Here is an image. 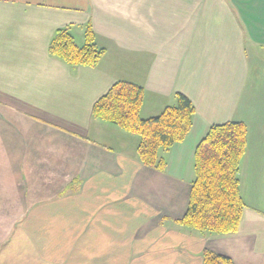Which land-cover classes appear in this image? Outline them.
I'll return each mask as SVG.
<instances>
[{"label": "crops", "instance_id": "0c3cea01", "mask_svg": "<svg viewBox=\"0 0 264 264\" xmlns=\"http://www.w3.org/2000/svg\"><path fill=\"white\" fill-rule=\"evenodd\" d=\"M88 26L96 66L50 53L57 30L82 45ZM120 80L144 88L143 118L178 92L195 107L164 170L93 116ZM232 120L248 127L239 229L181 225L196 147ZM205 249L264 264V0H0V264H204Z\"/></svg>", "mask_w": 264, "mask_h": 264}, {"label": "trees", "instance_id": "16d2710c", "mask_svg": "<svg viewBox=\"0 0 264 264\" xmlns=\"http://www.w3.org/2000/svg\"><path fill=\"white\" fill-rule=\"evenodd\" d=\"M49 51L71 66H96L105 49L95 42L91 26L80 45L69 28L56 31ZM144 88L130 81H117L93 106V116L140 136L138 153L146 166L164 170L160 156L189 134L195 107L184 93H176V103L157 116L143 118ZM248 127L242 121L211 126L195 150V178L181 225L201 232L230 234L238 231L246 206L240 193V165L246 152ZM204 264H234L229 256L210 249L203 252Z\"/></svg>", "mask_w": 264, "mask_h": 264}, {"label": "rangeland", "instance_id": "374dc122", "mask_svg": "<svg viewBox=\"0 0 264 264\" xmlns=\"http://www.w3.org/2000/svg\"><path fill=\"white\" fill-rule=\"evenodd\" d=\"M136 135H137V134H136ZM137 138H140V136L138 135ZM160 152H162V150H161Z\"/></svg>", "mask_w": 264, "mask_h": 264}]
</instances>
